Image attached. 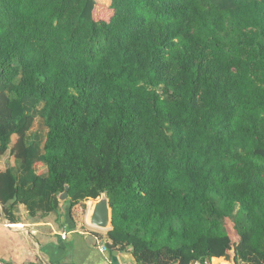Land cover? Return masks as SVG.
<instances>
[{"label": "trees", "instance_id": "16d2710c", "mask_svg": "<svg viewBox=\"0 0 264 264\" xmlns=\"http://www.w3.org/2000/svg\"><path fill=\"white\" fill-rule=\"evenodd\" d=\"M7 151L10 224L68 185L69 216L107 195L136 264H264V0H0Z\"/></svg>", "mask_w": 264, "mask_h": 264}, {"label": "crops", "instance_id": "0c3cea01", "mask_svg": "<svg viewBox=\"0 0 264 264\" xmlns=\"http://www.w3.org/2000/svg\"><path fill=\"white\" fill-rule=\"evenodd\" d=\"M95 1L107 6L110 4V0ZM6 169L2 167L0 171ZM25 208L23 205L16 207L18 223L10 224L4 218L0 205L1 259L27 264H112L113 251L108 249V252L102 253L98 249L100 243L106 245L108 242L107 232L87 227L86 211L80 220L73 216V208L71 215H67L65 204H62V211L56 214V218L51 214L38 213L31 217ZM116 252L118 264H136L129 249ZM210 262L232 264L225 258H212Z\"/></svg>", "mask_w": 264, "mask_h": 264}, {"label": "water", "instance_id": "95a60500", "mask_svg": "<svg viewBox=\"0 0 264 264\" xmlns=\"http://www.w3.org/2000/svg\"><path fill=\"white\" fill-rule=\"evenodd\" d=\"M68 188L69 186L66 185L63 192L57 194L58 202L62 203L68 199ZM85 224L89 228L103 232H108L112 229V212L108 197L105 193H102L97 199L90 200L88 203ZM116 253V251L112 252V264H118Z\"/></svg>", "mask_w": 264, "mask_h": 264}, {"label": "rangeland", "instance_id": "374dc122", "mask_svg": "<svg viewBox=\"0 0 264 264\" xmlns=\"http://www.w3.org/2000/svg\"><path fill=\"white\" fill-rule=\"evenodd\" d=\"M39 109H40V107H39ZM46 133H47V129L43 125V121L39 117H37L35 119L33 128L31 129V131L28 134L27 142L28 143H32V142L36 141V142H39L41 144V146H42L43 142L45 140ZM16 138H17L16 136H12L10 148L15 143ZM2 167L3 168L4 167H7V168L11 167L14 170V172L17 175H19V165L14 160L13 156L10 155L9 151H7L5 155L0 156V168H2ZM38 173L45 174L46 173V167L45 166H41L39 168V170H38ZM89 202H90L89 200L83 201V202L77 204L75 207H73V216L76 219H80V220L82 219V216L84 215V213L86 211L85 210L86 206H87L86 203H89ZM60 204H61V207H60ZM62 204H64V203L63 202L62 203L59 202V206H58L57 212L50 213L51 215H53V218L54 217L56 218V214H58V212L60 210L62 211ZM41 213L42 212L38 211V214H41Z\"/></svg>", "mask_w": 264, "mask_h": 264}, {"label": "built area", "instance_id": "2783aa9c", "mask_svg": "<svg viewBox=\"0 0 264 264\" xmlns=\"http://www.w3.org/2000/svg\"><path fill=\"white\" fill-rule=\"evenodd\" d=\"M96 241L99 242L98 237H96ZM98 249H99V251L102 252V253H104V252H108V248H107V246H106V245H102L101 243H100ZM210 261H211V260H210ZM210 261H208V260H206V261H195V260H194V261L190 262V264H211ZM0 264H10V263H4V262L0 261Z\"/></svg>", "mask_w": 264, "mask_h": 264}]
</instances>
